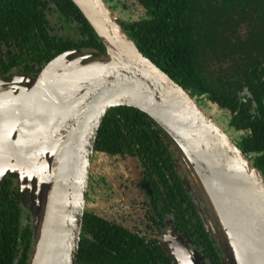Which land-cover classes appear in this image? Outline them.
<instances>
[{
	"label": "water",
	"instance_id": "obj_1",
	"mask_svg": "<svg viewBox=\"0 0 264 264\" xmlns=\"http://www.w3.org/2000/svg\"><path fill=\"white\" fill-rule=\"evenodd\" d=\"M70 1L104 54L71 50L24 84L6 82L13 88L5 90L0 80V187L5 175L14 179L31 217L27 264H77L97 132L117 107L146 114L173 142L214 213V227L206 228L228 264H264L261 173L212 116L139 51L103 0ZM90 64L93 71L85 69Z\"/></svg>",
	"mask_w": 264,
	"mask_h": 264
},
{
	"label": "trees",
	"instance_id": "obj_2",
	"mask_svg": "<svg viewBox=\"0 0 264 264\" xmlns=\"http://www.w3.org/2000/svg\"><path fill=\"white\" fill-rule=\"evenodd\" d=\"M103 1L106 3L107 0ZM138 2L145 17L120 24L139 51L200 105L204 98L221 107L224 114L230 115L229 126L234 130L241 129L240 123L243 128L254 127V118L247 116L240 93L244 88L248 89L257 103L256 109L260 111L257 118H260L264 112V0ZM49 4H54L55 12L59 13L54 26L46 17V12L52 10ZM219 7L228 11L229 21H216L212 11ZM61 23L70 34L59 36L55 26ZM223 26L226 28L220 31ZM1 44L17 50L15 64L22 63L28 69L32 63L39 71L70 50L104 54L100 40L70 0H0ZM0 63L4 64V61L0 59ZM262 127L264 124H256L259 135L238 140L235 145L264 178ZM169 146L173 147V142L146 114L131 107H117L105 115L97 132L94 151L111 155L124 150L136 151L142 160L150 162L151 167H157V175L164 180L166 177L159 164L166 165L170 160ZM169 178L179 195L171 190L170 203L178 210L184 196L174 177L170 174ZM18 191L17 188L16 197L9 195L8 187L0 192V264H27L33 250L30 218L23 216ZM81 229L78 263L89 258L101 262L105 256L109 264H151L150 261L154 264L147 247L136 238L133 243V235L127 231L117 230L113 235V241L122 238L126 246H113L112 253H104L98 246L100 234L95 236L97 247L90 250L85 239L86 217ZM17 249L21 252L18 261L14 262Z\"/></svg>",
	"mask_w": 264,
	"mask_h": 264
},
{
	"label": "flooded vegetation",
	"instance_id": "obj_3",
	"mask_svg": "<svg viewBox=\"0 0 264 264\" xmlns=\"http://www.w3.org/2000/svg\"><path fill=\"white\" fill-rule=\"evenodd\" d=\"M121 1L125 0H107L106 3L112 8V11H115L116 3L121 4ZM48 7L52 10L46 12V17L54 26L59 13L55 12L54 4H49ZM120 20L124 23L129 22L121 17ZM55 31L59 36L70 34L64 29V23L56 25ZM8 50L11 51L8 53ZM81 52L84 54L97 53H86L85 50H81ZM14 55L18 54L16 49L13 50V46L0 45V59L4 61V64L0 63L1 81H13L14 85L19 86L20 81H22L21 84H24L26 77L36 78L41 72L32 63L28 69L22 63L15 64ZM5 87L8 90L13 88L8 85ZM252 89L254 88L252 87ZM243 90L240 93V99L245 104L247 116L254 118L252 119L254 127L243 128L240 123L241 129L234 130L229 126L230 115L224 114L222 108L218 107V112L224 114L227 119L229 132L226 130L224 132L234 144L238 140L252 137L254 134L259 135L258 132L256 133V124H264L262 121L264 112L260 118H257L260 112L259 109H256L257 103L247 88ZM213 120L217 121L214 118ZM261 129L264 130L263 127ZM159 136L163 137L161 134ZM168 150L170 160L166 165L159 164L166 177L164 180L157 175V167H151L150 162L142 160L136 151L124 150L113 155L94 152L90 165L91 180L83 212V221L86 217L85 239L88 240L90 250L93 251V248L98 245L95 238L97 234L101 235L98 246L102 247L104 253H112L113 246H126L122 238L113 241L115 232L121 230L133 235V243L136 238L138 243L147 247L149 254L154 258V264H228V260L215 239L213 230L206 228L211 224L214 227V213L201 197L197 188V180L194 176H189L188 167L185 164L181 166L173 147L169 146ZM95 154L99 156L96 157V160H94ZM170 174L174 177L176 181L174 182L182 190L184 196L178 210L170 203L171 190L174 189V193L179 196L175 184L169 178ZM15 186L16 181L7 174L3 177L0 192L3 188L8 187L9 195L16 197L17 188ZM17 196L19 197V195ZM19 206L23 216H29L20 201ZM24 221L28 223L26 219ZM30 222L31 220H29ZM98 227H100L99 230ZM17 251H19V257L21 250L17 249ZM18 257L16 261L14 257V262L18 261ZM90 259L86 262H77V264H109L105 256L101 262ZM150 263L153 264L152 261Z\"/></svg>",
	"mask_w": 264,
	"mask_h": 264
},
{
	"label": "rangeland",
	"instance_id": "obj_4",
	"mask_svg": "<svg viewBox=\"0 0 264 264\" xmlns=\"http://www.w3.org/2000/svg\"><path fill=\"white\" fill-rule=\"evenodd\" d=\"M123 5H124V7H123ZM115 7H117V8L115 9V11H113L114 14L116 16H118L119 18L121 17L122 19L127 20L129 22L137 21V20L143 19L145 17V12H144L143 8L139 5L138 0L121 1V4H119V2H118V3H116ZM220 7L215 12L212 11V15H214V14L216 15V18H217L216 21L219 23L222 21H225V20L229 21L230 19L228 17V11L226 13ZM224 28H226V27L225 26L221 27L220 31H222ZM221 42H222V39L220 40V43ZM4 83L5 84H3V87L6 90V87H5L6 82H4ZM201 107L204 108L205 111H207L214 119L217 120L216 121L217 124L223 130L228 131V125H227V121H226L227 119H226L224 114L218 112V109H216V107L213 108L212 106H210V103H208L207 100L204 98L202 99ZM173 150L176 152L179 163L181 164V166H183L184 163H183V159H182L181 155L179 154V152L176 150L175 147H173ZM96 157H99V156L97 154H95L94 160H96ZM192 173L193 172L188 167V174L190 177L193 176Z\"/></svg>",
	"mask_w": 264,
	"mask_h": 264
},
{
	"label": "bare ground",
	"instance_id": "obj_5",
	"mask_svg": "<svg viewBox=\"0 0 264 264\" xmlns=\"http://www.w3.org/2000/svg\"><path fill=\"white\" fill-rule=\"evenodd\" d=\"M107 65H108V63H105V64H104V66H107ZM104 66H103V67H104ZM95 67H96V64H90V65H87L85 69L88 70V71H93V70L90 69V68H95ZM100 68H101V67H100ZM97 70H98V69H97ZM32 91H33V90H32Z\"/></svg>",
	"mask_w": 264,
	"mask_h": 264
}]
</instances>
